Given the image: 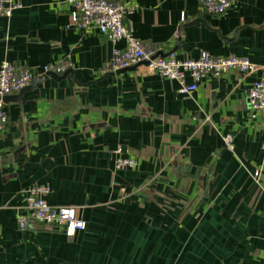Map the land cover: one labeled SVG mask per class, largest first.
Segmentation results:
<instances>
[{"label":"crops","instance_id":"crops-1","mask_svg":"<svg viewBox=\"0 0 264 264\" xmlns=\"http://www.w3.org/2000/svg\"><path fill=\"white\" fill-rule=\"evenodd\" d=\"M20 1L0 17V60L36 72L72 65L0 99L9 115L0 264H264V114L248 103L255 75L229 70L181 95L178 81L145 63L101 74L124 41L73 27L69 0ZM116 1L132 5L125 24L162 53L264 64V0H237L220 15L200 0ZM118 146L138 165L112 176ZM33 183L48 184V203L74 207L86 229L21 230L23 189Z\"/></svg>","mask_w":264,"mask_h":264},{"label":"built area","instance_id":"built-area-1","mask_svg":"<svg viewBox=\"0 0 264 264\" xmlns=\"http://www.w3.org/2000/svg\"><path fill=\"white\" fill-rule=\"evenodd\" d=\"M237 0H200V9L209 14H225ZM72 5L70 24L76 29L87 33L99 32L108 37L113 44L124 41L122 47H114L112 56L100 68L101 74L117 72L139 63H145L150 71L160 76L176 80L179 83L178 92L188 95L195 91L199 82L209 76H220L229 70H237L242 74H254L255 78L248 93V103L251 113L264 114V64L252 61L247 56L236 54L215 55L201 52L198 58L182 59L170 51L162 53V46L157 43L142 40L134 35L125 24L128 13L132 10L129 2L116 0H69ZM20 0H0V17H10L15 10L22 7ZM72 65L70 60L62 59L44 65L40 72L31 67L8 59L0 60V99L6 95L17 93L29 86L38 75L50 72L61 74ZM189 73L192 80L186 79ZM9 115L3 109L0 101V136L6 129ZM231 146V136L226 137ZM114 176L121 170L134 168L138 160L123 155V147L114 151ZM259 173L257 172L256 175ZM51 188L48 184L33 183L23 189L24 204L17 216L21 230L29 228L34 222L63 228L68 236L77 231L85 230L86 221L78 217L72 206H52L47 201Z\"/></svg>","mask_w":264,"mask_h":264},{"label":"water","instance_id":"water-1","mask_svg":"<svg viewBox=\"0 0 264 264\" xmlns=\"http://www.w3.org/2000/svg\"><path fill=\"white\" fill-rule=\"evenodd\" d=\"M129 68H130V67H129ZM129 68H128V69H129ZM125 69H127V68H125ZM125 69H121V70H119V71H123V70H125ZM69 72H70V70H67V71L63 74V76L67 75ZM48 76L58 77L57 73L50 72V73H48V74H45V75L42 76V77L34 78L33 81H32V83H31L29 86H27V87H25V88H23L22 90L19 91L20 94H21L24 90H26L27 88L33 86L37 81H41L42 79L47 78ZM6 97H9V95L4 96L3 99L5 100Z\"/></svg>","mask_w":264,"mask_h":264}]
</instances>
